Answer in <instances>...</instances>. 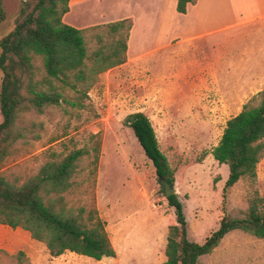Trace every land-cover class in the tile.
<instances>
[{
  "label": "rangeland",
  "instance_id": "obj_1",
  "mask_svg": "<svg viewBox=\"0 0 264 264\" xmlns=\"http://www.w3.org/2000/svg\"><path fill=\"white\" fill-rule=\"evenodd\" d=\"M21 4L22 0H5L7 17L0 23V38L14 29ZM196 21L195 13L188 19L180 18L174 32L186 35ZM137 33L135 54L101 74L99 85L89 92L86 108L68 113L52 108L42 115H26L22 122L33 121L40 138L19 143L17 152L0 169L9 177L25 179L39 171L48 150L67 153L87 144L91 133L101 132L95 202L116 257L96 260L71 251L53 257L45 243L34 239L29 231L0 224V264H162L166 260L168 229L176 223V215L154 163L123 122L135 111L150 117L174 170L172 186L184 204L192 240L203 242L225 212L240 216L247 210L248 180L240 179L228 190L225 200L229 167L214 158L212 149L227 120L258 91L233 92L218 83L219 77L193 72L195 53H201L200 58L211 55L221 33L202 40L198 51L189 53L187 45H182L177 55L167 41L165 49L154 50L163 42L143 40L140 25ZM142 49L149 52L147 59L142 58ZM36 64L41 72L38 59ZM1 76L0 71V82ZM253 88L263 90L264 80ZM256 187L264 195V158L258 165ZM83 201L85 197L72 202ZM202 260L206 264H264V239L232 231Z\"/></svg>",
  "mask_w": 264,
  "mask_h": 264
},
{
  "label": "trees",
  "instance_id": "obj_2",
  "mask_svg": "<svg viewBox=\"0 0 264 264\" xmlns=\"http://www.w3.org/2000/svg\"><path fill=\"white\" fill-rule=\"evenodd\" d=\"M70 0H22L12 31L0 38V169L17 152L19 143L39 139L35 123H23L28 115H42L52 108L87 107L89 92L99 85L101 74L127 61L130 18L76 28L63 18ZM178 0L177 10L186 13L189 3ZM7 17L0 0V23ZM36 59L41 62V72ZM130 127L159 177L174 185V170L160 147L156 130L144 111L129 113ZM103 134L91 133L83 147L48 150L39 171L25 179L0 172V224L22 228L45 243L50 255L66 251L96 260L116 257V250L95 202V175ZM212 154L229 167L224 186L228 190L247 179L249 205L240 216L225 212L218 227L203 242L189 236V221L177 193L167 197L176 223L169 226L162 264H206L232 231L240 230L264 239V195L257 185L258 165L264 158V89L252 95L241 111L229 118ZM85 201L76 204V199Z\"/></svg>",
  "mask_w": 264,
  "mask_h": 264
},
{
  "label": "crops",
  "instance_id": "obj_3",
  "mask_svg": "<svg viewBox=\"0 0 264 264\" xmlns=\"http://www.w3.org/2000/svg\"><path fill=\"white\" fill-rule=\"evenodd\" d=\"M178 0H70L69 11L63 20L76 27L94 25L130 18L133 22L128 38L127 55L137 51V29L143 40H161L154 50L173 44V54L187 45L189 53L198 51V44L221 33L211 55L202 58L195 53L193 72L219 77L218 83L233 92H245L264 80V0H196L189 3L186 13L177 10ZM196 14V23L188 34L174 32L180 18ZM209 23L208 22H214ZM179 28V27H178ZM226 34V37H225ZM178 46V47H177ZM142 58L149 52L142 49Z\"/></svg>",
  "mask_w": 264,
  "mask_h": 264
},
{
  "label": "water",
  "instance_id": "obj_4",
  "mask_svg": "<svg viewBox=\"0 0 264 264\" xmlns=\"http://www.w3.org/2000/svg\"><path fill=\"white\" fill-rule=\"evenodd\" d=\"M160 183L164 188L166 197H169L171 194L176 193L175 192L176 189L172 186V184L169 181H167L166 178L160 177Z\"/></svg>",
  "mask_w": 264,
  "mask_h": 264
}]
</instances>
